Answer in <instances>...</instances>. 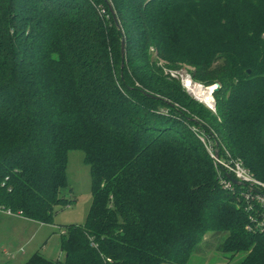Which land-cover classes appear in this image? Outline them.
I'll use <instances>...</instances> for the list:
<instances>
[{
	"label": "trees",
	"instance_id": "1",
	"mask_svg": "<svg viewBox=\"0 0 264 264\" xmlns=\"http://www.w3.org/2000/svg\"><path fill=\"white\" fill-rule=\"evenodd\" d=\"M156 57L219 84L214 110ZM74 150L86 222L63 227V260L24 264H187L208 232L264 264L248 189L212 157L264 183V0H0V211L53 224Z\"/></svg>",
	"mask_w": 264,
	"mask_h": 264
},
{
	"label": "rangeland",
	"instance_id": "2",
	"mask_svg": "<svg viewBox=\"0 0 264 264\" xmlns=\"http://www.w3.org/2000/svg\"><path fill=\"white\" fill-rule=\"evenodd\" d=\"M155 56L157 53L152 51V57ZM156 63L165 75L176 81L180 82L181 77L186 75L192 78L193 69L189 66L168 68L167 64L157 57ZM172 73L178 75V79L173 78ZM193 81L207 88L206 84L194 79ZM191 97L195 99L193 95ZM196 101L210 109L201 101ZM67 181L69 188L66 195L72 203L67 207L55 208L53 224H45L44 228L39 229L38 222L24 221L17 218V215L9 216L4 211L0 212V264H24L35 252L52 260L64 259L59 251L63 227L83 225L92 205L90 167L85 163L82 151L69 152ZM226 237V233H206L187 264H240L246 257L245 253L232 256L219 249Z\"/></svg>",
	"mask_w": 264,
	"mask_h": 264
},
{
	"label": "built area",
	"instance_id": "3",
	"mask_svg": "<svg viewBox=\"0 0 264 264\" xmlns=\"http://www.w3.org/2000/svg\"><path fill=\"white\" fill-rule=\"evenodd\" d=\"M172 76L173 78L178 79V75L172 73ZM186 76H189V75H186ZM186 76L181 77L180 82L183 88L187 91V93L191 95V93L188 91L186 87V83H185ZM191 81L194 82L192 78H191ZM212 97H213V94H212ZM195 99L198 100L197 98ZM212 102L214 103V99H212ZM209 152L211 153V151ZM212 157L215 160V163L217 166L224 169L236 181H238L240 184H244L245 187H247L248 191H246L245 193H242V195L249 202L248 211L252 212L250 214V220L257 229L264 231V192H263L264 183L255 179L250 174V172L243 167V165L241 164L239 160L233 159L230 155H228L227 159H220V158L216 159L214 155H212ZM222 184L224 185L225 188L231 189V184L229 182L222 180ZM253 203H257L260 206V208H258L259 209L258 211H255V207L252 205ZM6 213L8 215H13L10 212H6Z\"/></svg>",
	"mask_w": 264,
	"mask_h": 264
},
{
	"label": "bare ground",
	"instance_id": "4",
	"mask_svg": "<svg viewBox=\"0 0 264 264\" xmlns=\"http://www.w3.org/2000/svg\"><path fill=\"white\" fill-rule=\"evenodd\" d=\"M185 83L188 91L202 103L212 106L213 102L210 95V90L191 81L189 76L185 77Z\"/></svg>",
	"mask_w": 264,
	"mask_h": 264
},
{
	"label": "water",
	"instance_id": "5",
	"mask_svg": "<svg viewBox=\"0 0 264 264\" xmlns=\"http://www.w3.org/2000/svg\"><path fill=\"white\" fill-rule=\"evenodd\" d=\"M110 10H111V12H112V14H113V16H114V18H115V20H117L116 19V14H115V12H114V10H113V7H112V5L110 4ZM118 23V22H117ZM121 55H122V67H123V65H124V59H125V42H124V40L122 41V43H121ZM220 86H219V84H215L213 87H209V88H207V89H209L210 90V95H211V99H213V97H212V94L217 90V88H219ZM208 106V105H207ZM211 110H214V103H213V105L212 106H208ZM215 158L216 159H218L219 158V156H218V154L217 155H215ZM232 180V182L234 183V184H240L238 181H236V180H233V179H231Z\"/></svg>",
	"mask_w": 264,
	"mask_h": 264
},
{
	"label": "crops",
	"instance_id": "6",
	"mask_svg": "<svg viewBox=\"0 0 264 264\" xmlns=\"http://www.w3.org/2000/svg\"><path fill=\"white\" fill-rule=\"evenodd\" d=\"M0 212H3V211H0ZM4 214H5V213H4ZM6 215H8V214H6ZM9 216H10V215H9ZM17 218H21V220H24V221H27V220H28V219H26V218L19 217V216H17ZM37 224H38V226H39V227H38L39 229L44 228V226H45V224H42V223H37ZM62 232H63V231H62ZM62 232H61V233H62ZM60 246H61V239H60V243H59V251H60ZM36 253H39V252H35L34 254H36ZM34 254H33V255H34ZM40 254H41V253H40ZM60 254L63 255L61 252H60ZM33 255H32V256H33ZM12 256H13V255H12ZM8 257H9V256H8ZM44 257H45V256H44ZM12 258H14V257H12ZM46 258H47V257H46ZM47 259L52 260L51 258H47ZM58 259H60V258H58Z\"/></svg>",
	"mask_w": 264,
	"mask_h": 264
}]
</instances>
